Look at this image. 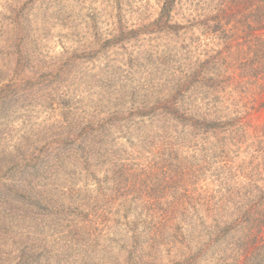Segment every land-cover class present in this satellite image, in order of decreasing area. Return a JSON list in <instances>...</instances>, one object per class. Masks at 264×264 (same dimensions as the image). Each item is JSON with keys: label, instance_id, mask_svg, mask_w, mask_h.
I'll return each mask as SVG.
<instances>
[{"label": "trees", "instance_id": "obj_1", "mask_svg": "<svg viewBox=\"0 0 264 264\" xmlns=\"http://www.w3.org/2000/svg\"><path fill=\"white\" fill-rule=\"evenodd\" d=\"M36 1L30 0L29 3L34 5ZM182 1L156 0L159 11L157 17L149 18L148 23H142V27L136 29L123 28L119 15V24L114 21V27L109 31L106 30L107 32L103 28L101 32L98 30L101 47L97 55L94 54L89 58L84 56L86 52H95L96 50L93 47L95 45L93 41L90 44L86 41L82 53L78 54L75 51L73 57L71 58L70 55L67 61H75L77 58L92 60L100 56L102 57L101 61L106 62V59H109L115 63V67L107 69L105 67L103 78L98 82V86L111 92L113 89H121V86L117 78L118 73L107 72L118 68V57L116 56L119 55L124 44V46L129 44L132 36L136 38L137 35H144L157 39V37L168 35L176 40L175 45L181 49L178 42L181 41L180 38L192 37L191 30L202 26V24L203 28L209 31L210 24L213 23L211 34L213 33L216 40L222 38L225 45H232L231 49L226 53L217 52L218 57H207L200 61L197 59L198 64L185 63L184 69L177 67L178 64L184 62L183 59L179 61L174 55L171 70L180 72L178 79L172 80L171 77L164 80L161 78V83L154 79L156 84L154 86L149 84V89L144 93L135 89L130 90L125 96L135 97L132 99L133 103H130L132 107L127 109L126 113L113 110V113L108 117H104L105 114L101 112L86 116V113H83L84 108L78 106L82 104L83 95L79 94L81 100L78 101L76 100L78 93L68 96L73 92L68 89L66 98L71 99H68L66 103L63 102V107H60V110L66 120L73 116L72 127L74 128L69 126V130L57 134V139L46 141L44 147L40 149L42 153L32 155L30 158V153L28 154V151L23 149L19 143H14L0 153V159H7V166L0 170L5 172V177L0 178V238L3 241L8 236V228L3 225L4 219L7 220L12 215L8 209L2 208L3 202L6 200L10 203L9 198H14V201L18 202L22 200L23 204L27 201L31 205L37 202L28 195L26 187L21 182V175L24 177L29 170L34 175L41 167H48L51 163L43 162L47 159H44L42 154L53 153L54 150L61 147L77 145V151L81 149L83 153L86 150L88 152L83 156L84 168L88 176L97 183L102 198L97 200L99 205L93 207L90 215L85 214L80 218V221L78 218V220L74 219L75 217L72 215L67 220L69 225L71 222H94L98 229H93L91 226L86 230L81 227H69L65 232H61L62 237L67 236L69 240L63 248L58 249L56 258H53V262L49 264H197L198 257L204 251L209 252L214 248H220L224 253L233 248L236 250L238 258H242V264H264V122L255 129L251 138L247 135L246 139L243 134H247L246 123L241 118L243 114H251L253 111L258 115L255 105L264 108V0H199L196 11L200 9L204 13L203 15L195 13L196 11L194 12L189 7L195 0H187L188 12L193 15L195 13V15L192 20L179 21L176 14L173 13ZM113 5L114 3L111 6ZM208 9H210L209 12H207ZM25 11L26 8L21 7V0L11 1L7 9V14L11 16L9 28L14 26L13 34H17L14 37L18 38L21 44L25 41L27 34L24 33L26 25L29 24L31 27L32 22ZM107 15L109 21L112 18H118L113 13ZM203 19L204 23L201 21ZM90 24H92L90 29L94 32L99 23L97 24L91 18ZM51 32L45 33L42 39L52 40ZM6 33L10 35L11 30H7ZM68 37L63 34L58 37V40L64 42ZM195 40V44L200 43L199 39ZM153 47L157 48L156 42H149V62L157 54V50ZM21 53L22 70L30 60L31 54L22 48ZM187 59L185 58L186 62ZM67 66L72 67V64L68 63ZM63 69L72 74L67 68ZM60 73L61 71L57 72L55 78L53 72L41 75V78L45 77V79H41V84L52 86ZM114 74L116 75L114 76ZM14 82L13 75L9 83L14 84ZM38 83L37 76L27 81L22 79V86H17L18 88L13 93L17 97L23 90L24 100L33 99L36 94L32 90ZM85 85L87 83L83 84L84 87ZM235 87L240 88V93L244 96L257 94L261 91L263 97L253 101L242 97L243 101L239 103L238 97L232 96V93L237 90ZM4 91V87L1 85L0 99L3 98ZM5 95L8 94H4V98L7 100L8 97ZM63 96L65 98L64 93L50 98L49 103L45 105L46 109L51 111L54 104L58 99H63ZM136 98H139V101L136 102ZM45 99H48V96ZM148 100L149 107L146 105ZM235 103H238V108L235 107ZM38 106L43 108L41 103ZM6 114L0 100V115L5 118ZM218 115V118H212V116ZM220 116L230 117L225 119ZM258 118L260 119V116ZM139 120H143L142 123ZM147 120H149V129L155 127L159 122L164 123L167 120H173L177 122V125L173 134L167 129L165 133L158 136H156L157 134L149 136V153L145 152L146 156H149V161L144 158V162H148V164L141 169L133 165L135 163L133 160L130 161L132 165L127 169L122 168L116 161L115 155L106 156L107 152H111L108 148H105L104 152L102 150V155L96 150V144L102 143L105 147V143L112 137L113 130L121 131L123 138L131 137L130 142L132 143L134 133L132 129L135 125L146 123ZM34 123L36 128H40L42 132L53 131L55 128L61 129L59 128L60 121L57 119L50 123L46 119H38ZM152 129L155 130V128ZM230 133L237 135V139L231 140L225 137V134ZM244 146L248 148L247 155L240 151ZM185 149H191L192 152L185 153ZM95 151L99 156L89 157V152L96 153ZM101 156L104 157L103 161ZM146 156L134 155V157ZM56 160L53 163H56ZM103 164L106 169L103 171L105 175L101 178L98 177V174L102 171ZM109 181H113L110 186L108 185ZM143 186L145 192L142 189ZM2 193L5 195V199H1ZM126 194L134 195L132 199H128L127 196L125 197ZM45 200L48 199L45 198ZM149 201H152L151 207H156L158 211L161 210L158 214L160 221H163L164 224H166L168 214H173V216L175 212L183 214L189 231L185 244L189 247L195 242L194 249L190 247L181 261L174 259L168 263H157L156 259L151 256L153 246L150 241L147 244L149 252L143 251V247L137 245L142 239L149 240L147 235L149 231L135 226L130 229L133 238L132 244L124 245L120 250H117V257L107 255L112 253L113 248L106 251L109 248L101 246L96 241L97 238H101L100 227L111 228L116 223L115 215L119 216L122 210L125 211V219H128L127 206H133L136 202H138L136 206L141 204L140 208L144 211L143 213L146 216L149 215ZM199 204L205 207L204 209L211 208L212 210L208 211L215 212L216 218L213 217L210 225H206L205 218H201L197 222V218L187 214L189 209L196 213ZM11 207V209L16 208L15 205ZM18 207L20 206L18 205ZM227 208L230 215L237 214V219L229 216L228 223L225 225L228 215L225 209ZM50 210L52 209L47 205L42 210L43 212L35 211L34 213L47 214ZM143 213L141 212V222ZM223 213H225L224 223L219 219ZM53 221H58L56 229L63 223L61 218ZM38 222L40 219H37ZM200 225L201 229H199ZM121 237L124 239L127 236L123 237L122 235ZM106 239H108L107 236ZM16 241L18 240H8L6 243L15 244ZM196 246L197 248H195ZM12 251L15 253L12 256L18 262L17 264H35L39 261L37 257L39 255L31 253L21 259L17 256L18 251ZM22 253H24V248H22ZM0 260L1 264H4V260Z\"/></svg>", "mask_w": 264, "mask_h": 264}, {"label": "rangeland", "instance_id": "obj_2", "mask_svg": "<svg viewBox=\"0 0 264 264\" xmlns=\"http://www.w3.org/2000/svg\"><path fill=\"white\" fill-rule=\"evenodd\" d=\"M11 1L15 0H0V86L2 85L4 87V94H8L5 95V97H8L7 100L4 98V94L3 98L0 99L2 109H5L7 112L5 118L0 115V153H2L3 149L14 145V143H19L23 146V149L28 151V154L30 153V158L32 155L42 153L40 149L44 147L46 141L57 139V134L69 130V126L70 128H74L72 127L74 124L73 116L66 120V118H63L60 110V107H63V102L66 103L68 99H71L66 98V91L68 89L73 91L68 96L78 93L76 97L78 101L81 100L79 99V97L81 98L79 94L81 93L83 95L82 104L78 106L84 108L83 113H86V116L101 112L105 114L104 117H108L113 113V110L126 113V110L132 107L130 103H133L132 99L135 97L125 96L130 90L135 89L144 93L145 90L149 89V84L152 86L156 84L154 79L158 83H161V78L164 80L171 77L172 80L178 79L180 72H172L173 70H171L172 57L174 55L179 61L183 59L184 64H178L177 67L184 69L188 63L198 64V61L201 59L212 56L218 57L217 52L223 51L226 53L232 47L230 44L225 45L222 38H218L217 40L214 38L213 33L211 34L213 32V23L210 24L209 31H206L202 24V26L191 30L193 33L192 37L180 38L181 41L178 42L181 45V49L175 45L176 40L168 35L157 37V39L144 35H137L136 38L132 36L129 44L127 46H124V44L119 51V55L116 56L118 57V68L107 72L112 74L118 73L117 78L121 89H113L109 92V90L98 86V82L103 78L105 67L106 69L115 67V63L109 59H106V62L101 61L102 57L100 56L92 60L77 58L75 61H67L68 58L70 55L72 58L75 51L78 54L82 53L86 41L89 44L93 41L95 43L93 47L96 50L95 52H86L84 56L89 58L94 54L97 55L101 47L97 34L98 30L101 32L102 28L105 31L112 29L114 27V21L118 24L120 23L119 15L123 28L128 29L142 27V23H148L149 18H156L159 13L156 0H37L34 4L36 6L29 3L30 0H21V7L26 8L25 13L32 20L31 27H29V24L26 25L24 33L26 32L27 34L25 35L23 44L19 42L18 38L14 37L17 35L13 34L14 26L9 28L11 16L7 14V9ZM198 1L195 0L192 6H189L194 12L196 11ZM187 2V0L180 2L176 11L173 13L176 14V18L179 21L192 20L195 13L204 14L200 9L194 15L192 13L190 14L187 10ZM112 3H114L113 6H111ZM209 11L210 9L207 12ZM112 13L118 18H112L109 21L107 14L110 15ZM91 18L97 24L99 23L94 32L90 29V25H92L90 24ZM201 21L204 23L205 20L203 19ZM7 30H11L10 35L6 33ZM50 31H52V40L42 39L45 33ZM63 34L69 37L64 42H60L58 37ZM195 39H199L200 43L195 44ZM151 41L156 42L157 48H153L157 50V54L149 62V42ZM21 48L31 54L30 60L22 70L23 58ZM78 54H76L77 57H79ZM185 58H188L187 62ZM68 63L72 64V67L67 66ZM127 63L129 64L128 66L126 65ZM74 64L75 66H73ZM63 68H67L72 74H69ZM60 71V76L52 86L49 87L48 84H41V79H45V77L41 78V75L53 72L55 78L56 73ZM13 75L15 80L14 84L9 83ZM36 76L38 77L39 83L32 90L36 94V97L24 100L23 90L16 97V94L13 92L18 88L17 86H22V79L27 81ZM86 83L87 85L84 87L83 84ZM99 84L101 85L102 83ZM122 86L124 87L122 88ZM63 93L65 98L63 96V99H58L52 110L48 111L45 105L49 103L50 98ZM261 93L259 91L257 94L253 93L244 96V94L240 93V88H237L232 93V96H237V101L240 103L243 101L242 97L248 98L249 101H253L254 99L260 100L263 97ZM47 96L48 99H45ZM135 101H139V98H136ZM40 103L43 108H39L38 105ZM146 105L149 107V100ZM235 105L238 108V103H235ZM256 108L258 115L253 111L251 114H243L241 116L242 121L246 123L245 129L247 134L243 133L246 139L247 135L251 138L254 135L255 129L264 122V108L260 105H255ZM219 115L212 116V118L216 119ZM232 116L235 117V115ZM244 116H246L245 120H243ZM258 116H260V119ZM220 117L227 119L230 116ZM38 119H46L49 123L57 119L60 121L59 128L61 129L55 128L53 131L42 132L40 128H36V124L34 123ZM75 119L78 120L76 117ZM139 121L142 123L143 120ZM176 125L177 122L167 120V122H159L155 127H150L151 129H149V120H147L146 123L135 125L134 129H132L134 132L132 143L130 142L131 137L128 139L126 137L123 138L121 131L116 132L113 130L112 137L105 143V147L102 143H99L96 144V150L102 155V150L104 152V149L108 148L111 152H107L106 156L112 157V155H115L117 158L116 161L122 168L127 169L132 165L130 161L133 160L135 162L133 165L141 169L148 164V162H144V158H147L149 161V156H146L149 153V136L155 134L158 136L161 133H165L167 129L173 134ZM152 128H155V130ZM225 137L231 140L237 139V135L233 133L225 134ZM77 149V145H73L67 148H58L53 153L42 154V157L47 159L43 162H49L51 164L46 168H42L39 165L41 169L34 175L31 174L30 170L26 172L24 177L21 175V182L26 187L28 195L33 197L34 201L37 200L35 204L31 205L28 201L23 204L24 202L22 203V200L18 202L14 201V198H9L10 203L6 202V200L3 202L2 208L8 209L12 214L7 220L4 219L3 222V225L8 228V236L4 238V241L0 238V250H2L0 251V259L4 260V264L18 263L12 256L15 254L12 250L18 251L17 256L21 259H23V256L26 257L32 253L39 255L37 256L39 261L35 262V264H49L53 262V258H56L58 249L63 248L69 240L67 236L62 237L63 234L61 232H65L69 227H81L86 230L91 226L93 229H98V226L96 227L94 222H71V225H69V221L67 220L72 215L75 217L74 219L78 218V221L85 214L90 215L94 209L93 207L99 205L97 200L102 198L97 183L93 178L88 176L84 168L83 156L88 153L87 150L83 153V150L80 149L77 151ZM184 151L185 153L192 152L191 149H185ZM240 151L247 155L248 148L244 146ZM89 153V157L93 155L95 157L99 156L97 152ZM134 155H143L146 157H134ZM55 159H57L56 163H53ZM101 159L103 161L104 157L101 156ZM6 163L7 159H0V170L7 166ZM105 169L103 164L102 171L98 174V177L102 178L105 175L103 172ZM0 172V178L3 179L5 172ZM112 183L113 181H109L108 185L110 186ZM1 187L3 188V186ZM142 189L144 192L146 191L144 186ZM133 195L126 194L125 197L127 196L128 199H132ZM3 198L5 199V195L2 193L1 199ZM45 198L48 200L44 201ZM151 202L149 201V215L147 216L140 208L141 204L136 206L138 203L136 202L133 206H127L128 219H125V211L122 210L119 216L115 215L116 223L111 228L100 227L102 230L101 238H97L96 241L101 246L109 248L106 251H110L113 248L111 250L112 253L107 255L117 257V250H120L124 245L129 246L132 244L133 238L131 237L132 233L130 229L135 226L149 231V234H147L149 240L142 239L137 245L138 247H143V251L149 252L147 244L150 241V244L153 246L151 256L153 259H156L157 263H168L174 259L181 261L184 259L185 253L190 247L194 249L195 242L190 244L189 247L185 244L189 231L183 214L180 212H175L174 216L173 214H168L167 217L165 216L168 219L166 224H164L163 221H160L158 214L161 210L158 211L156 207H151ZM14 205L16 208L11 209V206ZM47 205L52 209L49 213L39 215L34 213L35 211L38 213L43 212L42 210ZM204 208L199 204L196 213L189 209L187 214L193 218H197V222L201 218H205L206 225H210L213 217L216 218V214L213 211H208L212 210L211 208ZM225 211L228 212L225 225L228 223L229 216L230 218L237 219V214L230 215L228 208ZM141 212L143 213L142 222ZM224 214H222V217H219L222 223H224ZM57 218H61L63 223L56 229L55 227L58 221L53 220ZM37 219H40V222L37 223ZM201 228L202 226L200 225L199 229ZM122 235L123 237H127L123 239L121 237ZM106 236L108 239H106ZM141 238H144V236H141ZM7 239L10 241H18L15 244L6 243L8 241ZM203 240L205 239L203 238ZM203 245L205 244L203 243ZM22 248H24V253H22ZM196 263L242 264V258H238L237 252L233 248L230 251L227 250L225 253L220 248H214L209 252L204 251L198 257Z\"/></svg>", "mask_w": 264, "mask_h": 264}]
</instances>
